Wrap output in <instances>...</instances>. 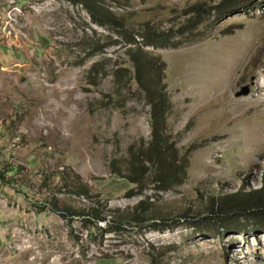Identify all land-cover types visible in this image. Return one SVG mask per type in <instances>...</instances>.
Listing matches in <instances>:
<instances>
[{
  "label": "rangeland",
  "instance_id": "rangeland-1",
  "mask_svg": "<svg viewBox=\"0 0 264 264\" xmlns=\"http://www.w3.org/2000/svg\"><path fill=\"white\" fill-rule=\"evenodd\" d=\"M103 1L129 28L146 24L169 39L145 49L165 65V134L187 161L186 179L165 193L148 184L143 194L126 195L134 187L125 182L131 155L146 147L150 128L119 35L93 25L73 0H0V174L7 180L0 178V264H264V232L226 233L219 214L210 212L214 197L261 186L264 140L251 132L259 126L252 111L225 113L209 94L201 102L198 88L202 73L211 71L212 50L224 45L233 58L246 32L258 29L229 93L236 103L256 100L264 0L224 17L211 9L221 0ZM192 6L200 7L198 14L188 12ZM202 55L207 68L198 61ZM121 67L124 76L116 81ZM243 89L247 94L237 96ZM60 174L79 176L92 200L108 208L124 210L149 197L158 220L92 244L80 218L65 221L48 210ZM227 222L228 228L255 226L249 217ZM208 230L213 234L203 235Z\"/></svg>",
  "mask_w": 264,
  "mask_h": 264
},
{
  "label": "trees",
  "instance_id": "trees-1",
  "mask_svg": "<svg viewBox=\"0 0 264 264\" xmlns=\"http://www.w3.org/2000/svg\"><path fill=\"white\" fill-rule=\"evenodd\" d=\"M73 1L83 6L93 25L111 30L124 40L126 53L134 72L132 80L143 95L149 109L150 140L145 148L143 147L139 152L131 155L125 182L134 185V187L130 188L126 195L128 197L141 195L148 184L152 185V189L157 193H165L180 186L186 179L187 161H180L174 144L165 134L166 117L169 110V99L163 83L165 65L159 57L151 55L145 49V47H163L165 41H169L168 37L152 31L146 24H140L136 29L129 28L124 18L112 12L103 0ZM256 1L221 0L211 9L219 16L224 17L240 11ZM199 8L192 6L188 12L197 13ZM199 24L200 20H197L195 26ZM109 45L111 44H105V46ZM123 71L125 68L122 67L114 71L116 81L122 79ZM90 84L93 85V83ZM139 164H146L148 167L141 169ZM111 168L114 170L112 171L114 175L121 177L120 172L115 170L114 162L111 163ZM4 176V174H0V178L7 183ZM60 176L62 175L60 174ZM59 178L63 180V183L58 187L55 186L56 188L52 190V203L48 210L65 221L80 218L86 227L87 239L92 244L101 245L104 236L108 233L121 229L143 227L150 222L155 225L158 220L152 216L149 197H145L124 210L108 208L106 204L92 200L94 196L89 186L82 182L79 176H75L74 180H68L65 176ZM46 184L44 183V186ZM60 194L68 197L66 199L70 201L61 202L59 198H55ZM211 201L210 212L214 215L219 214V220L223 221V224L219 225V229L222 231L230 234L264 232V172L259 188L247 192L239 190L232 195L214 197ZM41 211L44 209L41 208ZM238 217L252 218L255 221V226L251 230L238 227L228 228L227 226L230 224L227 220H235ZM102 223L105 225H100ZM212 234L213 232L208 230L203 235ZM102 260L106 261V259Z\"/></svg>",
  "mask_w": 264,
  "mask_h": 264
},
{
  "label": "bare ground",
  "instance_id": "bare-ground-1",
  "mask_svg": "<svg viewBox=\"0 0 264 264\" xmlns=\"http://www.w3.org/2000/svg\"><path fill=\"white\" fill-rule=\"evenodd\" d=\"M260 34L258 29H256L255 32L248 30L243 39V49L235 50L233 58L229 57L228 54L230 51L224 45L219 49L215 48V50H212V53H210L212 58L211 71L202 73L203 78H201V84L198 85V88L202 96L201 102L203 100L207 102L204 98H207V94H209L210 102L218 101L221 105V111H226L225 113L228 112L240 116L246 112L252 111V122L256 123L259 129L256 131L252 129L251 132L254 135H258L261 140H264V68H262L257 75V79H263V84L259 85L258 83L259 94L253 103L249 105L242 101L236 103L229 98L233 78L236 76L235 74L238 73L239 67L242 66L241 64L245 63L249 56H251L252 49L258 42ZM230 59H233L234 66ZM198 61L200 65L206 68L209 65L206 55H202L201 58L199 57ZM206 81L208 83H206ZM256 85L257 83L255 81V86ZM205 104L206 103H203L200 107H204ZM253 254H256V252L254 251ZM251 256L253 255L247 253L248 259L252 260Z\"/></svg>",
  "mask_w": 264,
  "mask_h": 264
},
{
  "label": "water",
  "instance_id": "water-1",
  "mask_svg": "<svg viewBox=\"0 0 264 264\" xmlns=\"http://www.w3.org/2000/svg\"><path fill=\"white\" fill-rule=\"evenodd\" d=\"M245 94H247V90L243 89L240 93L237 94V96L245 95Z\"/></svg>",
  "mask_w": 264,
  "mask_h": 264
}]
</instances>
